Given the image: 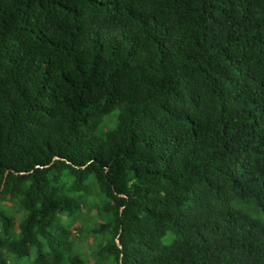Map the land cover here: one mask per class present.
I'll return each instance as SVG.
<instances>
[{"label": "trees", "instance_id": "trees-1", "mask_svg": "<svg viewBox=\"0 0 264 264\" xmlns=\"http://www.w3.org/2000/svg\"><path fill=\"white\" fill-rule=\"evenodd\" d=\"M85 232L264 264V0H0V264H83Z\"/></svg>", "mask_w": 264, "mask_h": 264}, {"label": "rangeland", "instance_id": "rangeland-1", "mask_svg": "<svg viewBox=\"0 0 264 264\" xmlns=\"http://www.w3.org/2000/svg\"><path fill=\"white\" fill-rule=\"evenodd\" d=\"M109 116H116V111L112 112L111 115ZM112 127V124H111ZM79 218L74 219V220H69V219H63L62 216L60 217V222L66 226H71L73 225L74 222L80 223L87 228H93L96 227L101 223V219L99 218L98 215V210L97 208H91V207H86L84 210L79 213ZM88 232H85L84 234H81L78 239L74 240L73 242V253L78 255L82 261L83 264H111L110 261H104L101 259L100 261L98 260V257L96 255V248L94 247L93 243L90 242V235L88 236ZM34 255H30V257H24L22 259H13L12 257L10 258V264H33L32 259Z\"/></svg>", "mask_w": 264, "mask_h": 264}, {"label": "water", "instance_id": "water-1", "mask_svg": "<svg viewBox=\"0 0 264 264\" xmlns=\"http://www.w3.org/2000/svg\"><path fill=\"white\" fill-rule=\"evenodd\" d=\"M115 241H116L117 246L120 248L118 239H116Z\"/></svg>", "mask_w": 264, "mask_h": 264}]
</instances>
